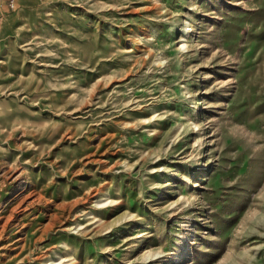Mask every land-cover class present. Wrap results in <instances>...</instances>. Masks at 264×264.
<instances>
[{"label": "rangeland", "instance_id": "obj_1", "mask_svg": "<svg viewBox=\"0 0 264 264\" xmlns=\"http://www.w3.org/2000/svg\"><path fill=\"white\" fill-rule=\"evenodd\" d=\"M44 263L264 264V0H0V264Z\"/></svg>", "mask_w": 264, "mask_h": 264}, {"label": "bare ground", "instance_id": "obj_2", "mask_svg": "<svg viewBox=\"0 0 264 264\" xmlns=\"http://www.w3.org/2000/svg\"><path fill=\"white\" fill-rule=\"evenodd\" d=\"M150 26H151L150 24H146L145 27H144V29H143V31L145 32V31L148 29V27H150ZM181 30H182L183 33H185V32H187V31L189 30V26H188V25H185L184 27L181 28ZM151 170H152V171H151V172H152L151 174H153V173H155V172L157 171V170H156V171L154 172L155 169H151ZM158 173H159V172H158ZM44 264H48V263H44Z\"/></svg>", "mask_w": 264, "mask_h": 264}]
</instances>
